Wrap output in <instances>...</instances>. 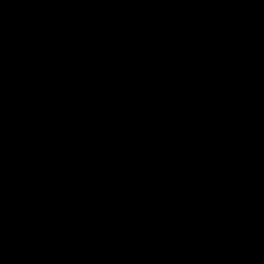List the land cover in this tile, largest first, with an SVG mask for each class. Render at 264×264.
Segmentation results:
<instances>
[{"label":"snow or ice","instance_id":"snow-or-ice-1","mask_svg":"<svg viewBox=\"0 0 264 264\" xmlns=\"http://www.w3.org/2000/svg\"><path fill=\"white\" fill-rule=\"evenodd\" d=\"M0 170L3 264H264V0L0 4Z\"/></svg>","mask_w":264,"mask_h":264},{"label":"trees","instance_id":"trees-1","mask_svg":"<svg viewBox=\"0 0 264 264\" xmlns=\"http://www.w3.org/2000/svg\"><path fill=\"white\" fill-rule=\"evenodd\" d=\"M12 3L13 0H0V4ZM8 209L9 225L11 221V201L10 197L6 199V177L2 170H0V249L3 248L5 243V224H4V210ZM8 247L11 249L12 241L10 236L7 238ZM0 264H3L2 259H0Z\"/></svg>","mask_w":264,"mask_h":264}]
</instances>
